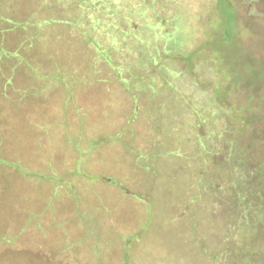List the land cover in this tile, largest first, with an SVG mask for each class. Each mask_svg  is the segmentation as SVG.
<instances>
[{"label":"rangeland","instance_id":"rangeland-1","mask_svg":"<svg viewBox=\"0 0 264 264\" xmlns=\"http://www.w3.org/2000/svg\"><path fill=\"white\" fill-rule=\"evenodd\" d=\"M1 1L41 19L7 39L43 70L0 72V264H264V209L224 223L264 141L222 84H264V0Z\"/></svg>","mask_w":264,"mask_h":264},{"label":"trees","instance_id":"trees-1","mask_svg":"<svg viewBox=\"0 0 264 264\" xmlns=\"http://www.w3.org/2000/svg\"><path fill=\"white\" fill-rule=\"evenodd\" d=\"M6 1L10 2V0H6ZM13 7L3 4L2 1L0 0V72L3 71L2 69L4 68V65L6 64L11 65V68L9 69L10 74L8 72H5L2 76L3 78L5 77L4 83H6L7 80L8 81L11 80L10 75H13V79H15V77L17 78L19 75H21V73H23L25 70L28 69H31L32 71L34 69L39 71L43 70L41 65L36 63V61H34L32 57L25 52V48H24V46L25 47L30 46L31 43H33L35 46L36 40L39 39L38 37L33 38L29 35L26 39L23 38L22 40H20V42L12 41V43H9L10 39H7V37L10 34L14 33L12 32L13 30L15 31L35 30L37 32V29H39V26H41L38 24V21H40L41 19H39L38 21H32L30 17L29 21L23 20L25 16L27 17V15L22 14L21 12H19L20 9L16 8L14 11V16L17 15V19L15 18L17 24L12 25L8 23V19L6 15L8 14V12L13 11ZM25 27L27 28L25 29ZM32 27H34V29H31ZM8 28H11L12 30H9ZM2 49L8 52V54L5 55ZM192 55L193 54H191V56ZM222 68H223L222 84L223 82L225 83V81L227 80L229 81L230 84L233 83L232 85L235 87L234 89L235 92L242 90L249 91L247 100L242 101L244 107H238V110H241V116L237 115L235 111L236 113L234 116L235 119H238L239 121V117L242 118L241 124H239L240 129L238 131V138H240L243 142L252 138V141L254 143L258 142L259 139V141L262 142L258 145H261L262 147L263 146L262 143L264 141V137L262 136V134L264 133V129H263L264 127L260 126V124H262L260 122L262 118H259L260 115L259 114L256 115V113L252 110L251 107V105H253L254 101L257 99L255 96L259 97L258 93L260 95H264V84L263 82L261 83L258 82L260 77L259 73L255 75L253 73V76L256 78L253 82L252 75L250 77L247 73L243 76H238L236 73L232 74L231 65L230 66L224 65V67ZM228 72H230V74L234 76V78L231 75H228ZM10 83L12 87H14L15 89L18 88V84H15L14 80L13 82L11 80ZM12 87H11V91L15 92ZM236 88L238 91H236ZM23 96L24 94H20L21 98H24ZM256 125H258V127ZM241 134L247 136V139H243ZM259 153L260 156L252 160L251 156H248L249 154H244V153L242 154L241 152L240 154L241 162L239 164L240 169L236 170L235 168L230 167L231 169H233L232 173L234 172L236 176H246L247 179L245 180L243 178L237 180L235 174L234 177L232 176L233 179L237 181L236 184L238 187L232 189L230 191V195L228 197L226 196V199L227 198L232 199L235 203V206L237 204V207L223 211L225 217L224 223L226 222L228 223L230 222L229 219L235 218V221L238 222V224H240L241 220L245 219L247 216L248 218H250L251 216L255 217V215H258L259 217L261 216L260 214L261 208L264 209V160H262L263 153H261L260 151ZM229 158L226 157V159ZM224 162L227 161L225 160ZM240 227H242V225ZM233 253H234V256L232 257L233 260H237L240 258V254L238 253L235 254V252L232 249L230 248L222 249L221 264H232L231 256L233 255ZM239 261L240 264L243 263L241 259H239Z\"/></svg>","mask_w":264,"mask_h":264}]
</instances>
